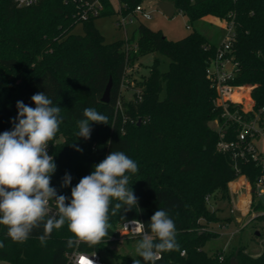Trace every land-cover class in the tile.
Segmentation results:
<instances>
[{"label": "trees", "instance_id": "trees-1", "mask_svg": "<svg viewBox=\"0 0 264 264\" xmlns=\"http://www.w3.org/2000/svg\"><path fill=\"white\" fill-rule=\"evenodd\" d=\"M126 1L130 11L142 0ZM169 1L191 22L206 15L230 18L233 14L240 63L234 82L255 85L252 94L256 106H263L264 0ZM73 13L72 3L66 0H39L29 7L0 0V132L11 129L17 100L34 107L31 96L45 91L53 104L60 106L63 117L50 140L57 166L50 184L57 193L70 197L71 186L90 174L95 164L110 152L122 150L138 166L135 173H129V186L138 204L113 210V201L107 234L95 244L77 240L67 224L54 229L43 244L39 239L43 222L23 242L12 241L6 227L0 226V260L10 264H68L67 254L74 250L100 254L108 250V241L116 235L120 221L139 219L147 231L151 216L162 208L175 222L179 248L163 253L156 264H230L233 257L240 264H264V250L252 256L244 245L232 255L223 249L212 255L204 250L205 244L219 234L207 227L220 220L219 209L209 208L208 197L218 193L230 203L229 182L237 177L229 154L218 150L219 134L210 125L221 113L214 104L216 91L206 76L215 43L195 30L170 40L161 30L140 23L129 40L138 48L127 51L125 39L106 42L94 19L82 22L83 34L73 33L79 23ZM206 44L211 50L205 49ZM153 52L169 58L168 69L161 71L155 58L149 73L139 81L141 100L126 101L121 86L128 64L134 65ZM110 78L111 97L104 102L102 96ZM119 99L122 110L116 109ZM86 107L108 117V124L93 123L87 140L76 135L77 121ZM240 172L250 176L253 184L260 173L253 163L242 164ZM65 173L72 176L68 187L61 186ZM256 208L264 209V205ZM121 257V264H133L134 258Z\"/></svg>", "mask_w": 264, "mask_h": 264}, {"label": "clouds", "instance_id": "clouds-1", "mask_svg": "<svg viewBox=\"0 0 264 264\" xmlns=\"http://www.w3.org/2000/svg\"><path fill=\"white\" fill-rule=\"evenodd\" d=\"M30 99L34 107L16 101L17 115L11 129L0 132V226L6 227L12 241L23 242L43 222L39 237L43 244L54 229L67 224L77 240L95 244L107 234L109 205L113 201V210L125 206L131 209L138 204L129 186V173L137 171V163L122 150L112 151L93 166L90 174L71 186L70 197L58 194L50 184L57 166L47 146L62 122L61 108L45 91ZM93 123L108 124V117L94 107L84 108L77 121L78 138L89 139ZM71 182L72 176L65 173L61 186L68 187ZM51 203L55 205L54 213L48 215ZM137 231L140 238L135 252L140 259H133V264H156L163 253L179 248L175 222L162 208L151 216L147 231Z\"/></svg>", "mask_w": 264, "mask_h": 264}, {"label": "built area", "instance_id": "built-area-1", "mask_svg": "<svg viewBox=\"0 0 264 264\" xmlns=\"http://www.w3.org/2000/svg\"><path fill=\"white\" fill-rule=\"evenodd\" d=\"M39 0H13L17 7H29ZM72 3L74 7V18L77 22H85L91 19H96L103 15H116V22L120 27H126L128 22L138 20L141 15L147 19L152 17V14L159 9L150 8L143 4V1L137 3L132 10L127 11L129 4L126 0H66ZM174 5V4H173ZM175 11L177 8L174 6ZM127 11V12H126ZM182 11V10H179ZM184 12V11H182ZM230 18H220L216 16V21L221 24L224 34L214 47L210 44L205 45V49L211 50L213 53L209 56L206 66V76L210 81L211 86L216 91L214 104L220 109V117L213 119L212 127L219 134L217 148L220 152L229 154L232 165L237 171V177H242L246 184V189L252 197L242 211L250 212L258 205H264V105L256 106V101L252 91L255 85L253 84H237L235 83L236 76L240 71V63L236 58L235 43L237 41L236 23L233 14ZM143 23V22H139ZM138 24V25H139ZM137 25V26H138ZM131 37L126 36L125 49L127 51H136L138 45L136 42H130ZM136 64H128L125 76L123 78L122 87L125 83H129V75L136 68ZM132 91L130 98H125L126 101L141 100V87L132 82L128 87ZM238 93V98L233 97ZM122 94V93H121ZM123 103L119 99L117 102V110H122ZM47 151L52 155L51 142H48ZM253 163L258 167L260 173L256 177L254 184L250 176L240 172L242 164ZM235 178V179H236ZM234 181V179L232 180ZM232 181L229 182L230 196L233 192ZM230 216L234 217L235 212L239 210L234 199H230ZM55 205L51 203L49 206L48 215L54 213ZM257 215H264V209L258 210ZM138 220L139 223L132 224L131 221ZM145 231L144 224L139 219H127L118 223L116 231H119L118 236H111V240H125L128 238L140 237V232ZM185 254V250L182 251ZM68 264H105L100 254L97 252L87 253L74 250L67 254Z\"/></svg>", "mask_w": 264, "mask_h": 264}, {"label": "rangeland", "instance_id": "rangeland-1", "mask_svg": "<svg viewBox=\"0 0 264 264\" xmlns=\"http://www.w3.org/2000/svg\"><path fill=\"white\" fill-rule=\"evenodd\" d=\"M148 9L158 8L160 1L169 0H142ZM141 1V2H142ZM116 15H103L94 20L96 27L99 29L101 34L104 36L106 42H112L120 39H125L127 35L132 37L134 30L136 29L139 22H143L148 27L154 30H161L163 34L170 40H178L192 31H198L205 35L211 41H217L221 39L224 34V30L215 22L206 20H197L191 22L186 13L175 11L173 17L169 18L159 9L152 14V17L147 19L141 15L138 16V20L134 22H128L126 27H120L116 22ZM84 27L82 23H78L73 33L83 34ZM155 58L159 59V68L161 71H166L169 67L170 60L167 56L160 52H153L140 57L137 61L136 68L131 71L129 75V83H125L122 87L121 93L125 98H130L132 91L128 89L132 82L139 85L144 74L149 73L150 66L152 65ZM212 126L213 123L210 122ZM232 186L235 188L234 195L239 203L245 205L246 198L244 197L248 189L242 177H238L232 181ZM244 197V198H243ZM264 201V197L262 198ZM208 206L210 209H219L218 215L220 220L208 224V228L213 231H217L219 234L217 237L209 240L204 250L212 255L217 250L223 249L226 253L233 254L236 252L237 247L244 245L247 247L248 252L252 256H258L264 250V218L260 215L254 216L258 213V209L255 207L254 210L247 212L236 211L234 217L230 216V205L225 199L220 198V194H213L208 197ZM231 218L230 220L228 219ZM236 217H241L240 220ZM203 221V220H202ZM119 231H116L118 236ZM140 237L128 238L125 240H111L108 241V250H103L100 253L105 264H121V256L132 257L137 259L135 252V244ZM0 263H2L0 261ZM3 264H9L3 262Z\"/></svg>", "mask_w": 264, "mask_h": 264}, {"label": "water", "instance_id": "water-1", "mask_svg": "<svg viewBox=\"0 0 264 264\" xmlns=\"http://www.w3.org/2000/svg\"><path fill=\"white\" fill-rule=\"evenodd\" d=\"M158 5L167 17L171 18L174 16L175 9H174V5L172 2L160 1L158 3ZM112 86H113V80H112V78H110V80L106 86V89L104 91V94L102 96V101H104V102L110 101ZM230 264H240V263L238 262V260L235 257H233L230 261Z\"/></svg>", "mask_w": 264, "mask_h": 264}, {"label": "crops", "instance_id": "crops-1", "mask_svg": "<svg viewBox=\"0 0 264 264\" xmlns=\"http://www.w3.org/2000/svg\"><path fill=\"white\" fill-rule=\"evenodd\" d=\"M202 20H206V21H211V22H215V23H217L220 27H221V24H219L217 21H216V16H214V15H206V16H204V17H202ZM222 28V27H221ZM220 40V39H219ZM219 40H217V41H213L214 43H218L219 42ZM234 190H235V188L233 189V192H232V194H231V196H230V199L231 198H233L234 199V201H235V203L237 204V206H238V208H239V210L240 211H242L243 209H245V206H246V204L248 203V201H250L251 200V196H250V193L247 191L246 192V194H245V198H246V201H245V205H242L241 203H239L238 201H237V199H236V197H235V195H234ZM243 197V198H244ZM240 218L241 217H236V219H238V220H240ZM2 263H0V264H3V262H7V261H4V260H0ZM9 263V262H8ZM10 264V263H9Z\"/></svg>", "mask_w": 264, "mask_h": 264}, {"label": "bare ground", "instance_id": "bare-ground-1", "mask_svg": "<svg viewBox=\"0 0 264 264\" xmlns=\"http://www.w3.org/2000/svg\"><path fill=\"white\" fill-rule=\"evenodd\" d=\"M238 96H239L238 93H235V94L233 95V97H235V98H238Z\"/></svg>", "mask_w": 264, "mask_h": 264}]
</instances>
